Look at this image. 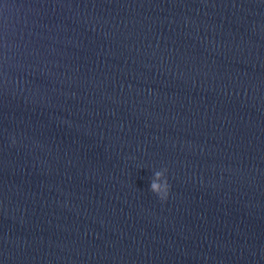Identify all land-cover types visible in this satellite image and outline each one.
Returning <instances> with one entry per match:
<instances>
[{"label":"water","instance_id":"1","mask_svg":"<svg viewBox=\"0 0 264 264\" xmlns=\"http://www.w3.org/2000/svg\"><path fill=\"white\" fill-rule=\"evenodd\" d=\"M0 264H260L65 0H0Z\"/></svg>","mask_w":264,"mask_h":264},{"label":"clouds","instance_id":"2","mask_svg":"<svg viewBox=\"0 0 264 264\" xmlns=\"http://www.w3.org/2000/svg\"><path fill=\"white\" fill-rule=\"evenodd\" d=\"M15 138H12V143L15 144ZM157 180L162 179V183L160 182H152L151 183V191L161 200L167 201L171 194V185L169 179L167 177V170H158L156 171Z\"/></svg>","mask_w":264,"mask_h":264}]
</instances>
